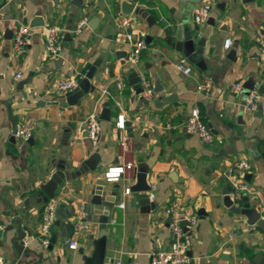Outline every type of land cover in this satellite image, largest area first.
Returning a JSON list of instances; mask_svg holds the SVG:
<instances>
[{
	"label": "crops",
	"instance_id": "0c3cea01",
	"mask_svg": "<svg viewBox=\"0 0 264 264\" xmlns=\"http://www.w3.org/2000/svg\"><path fill=\"white\" fill-rule=\"evenodd\" d=\"M121 1L137 3L154 19L138 13L126 15L134 19L136 38L144 33L147 43L136 64L128 60L131 42L116 25L122 17ZM203 4L211 5L210 18L197 25L193 15ZM38 14L44 26L32 27ZM93 18L98 21L90 27ZM82 19L86 24L80 28ZM25 24L32 27L31 43L24 55H18L14 36ZM48 24L64 30L59 58L49 56L45 49ZM188 30L195 41L205 38L207 71L170 45L174 39L183 41ZM228 38L233 41L229 49L224 44ZM261 39L264 0H79L77 4L74 0H12L10 8H1L0 224L4 229L0 252L7 264H84L101 233V215L91 212V200L98 181L104 179L103 199L115 200V207L109 210L104 264H150L152 252L168 248L174 241L171 216L165 212L172 205L197 218L189 228L191 264H264V228L249 225L245 215H231L223 204L225 191L231 189L224 172L242 158L252 163L246 176L251 193L237 204L250 203L257 208L264 200ZM119 51H125L128 59L117 60ZM181 58L194 67L190 76L178 69L176 63ZM96 62L100 65L90 91L76 104H69L66 92L56 83L68 77L82 79ZM132 73L153 83L155 94L149 101L138 91L140 82L130 84ZM205 80L213 81L211 93L198 90ZM252 81L261 101L249 112L234 86ZM119 82L125 84L123 89H118ZM194 106L212 128L214 143L206 144L184 130L183 123ZM104 108L112 111L110 121L100 119ZM121 113L126 121L123 130L116 126ZM90 114H97L101 121L97 145L88 137L83 122ZM28 119L36 128L25 143L14 132L17 123ZM122 136L130 139L128 149L121 145ZM95 152L101 158L96 170L85 169V160ZM129 163L134 169L119 181L105 177L110 168ZM60 167L68 172V179L49 202L57 201V213L69 217L52 226L51 242L53 238L55 242L49 249L38 234L43 209L49 204L41 185ZM80 170L81 174L75 175ZM140 170L154 187L146 192L155 195L151 199L155 209L149 212L138 204L143 192L124 193L137 182ZM82 206L88 214L85 228L77 236L78 249H69L70 225ZM19 227L26 234L20 252L14 246Z\"/></svg>",
	"mask_w": 264,
	"mask_h": 264
},
{
	"label": "built area",
	"instance_id": "2783aa9c",
	"mask_svg": "<svg viewBox=\"0 0 264 264\" xmlns=\"http://www.w3.org/2000/svg\"><path fill=\"white\" fill-rule=\"evenodd\" d=\"M212 7L208 4H203L194 12L193 22L197 25L205 24L211 14ZM86 24V19H82L79 27ZM117 28L120 30V34L124 35L129 42L132 44V53L129 57V61L132 64H136L142 53V51L147 48V43L145 40V34L141 33L137 38L133 32L134 19L129 16H122L118 18L116 22ZM131 31H128V30ZM45 49L49 56L53 58H59L63 52V40H64V30L57 24H48L45 26ZM33 31L30 25H21L14 36V50L18 55H24L26 53L27 46L31 43ZM232 39L228 38L225 40L224 44L227 49L232 45ZM260 46V58L264 63V39L259 40ZM178 69L187 76L193 74L194 67L187 62L186 59L181 58L177 63ZM80 78L78 77H68L63 80H59L56 83L57 88L61 92L73 91L79 88ZM141 87L143 88L142 95L145 100L149 101L155 94V88L153 83L144 76H140ZM125 84L122 82L118 83V89H123ZM213 88V81L205 80L198 86V90L204 91L206 93H211ZM234 89L238 94H241L245 99V107L250 112L257 109L259 102L261 101V95L258 89H252L249 94H245V88L243 83L239 82L235 84ZM116 126L118 129L123 130L126 128L125 116L123 113L118 115L116 119ZM84 125L88 132V137L92 142L97 145L99 143L101 135V121L97 114H90L84 119ZM36 128V123L30 119L22 120L17 123L15 129V136L21 142H28L32 138L34 130ZM184 130L191 134L199 137L204 143L212 144L216 140L212 128L205 122L201 116V110L198 106H194L190 114L187 116L186 121L183 123ZM121 145L128 149L130 139L127 136L121 137ZM132 164H125L122 167H112L106 173L105 177L109 181H119L126 171L132 170ZM252 169V163L248 158H242L236 160L231 166L225 170V177L227 178L231 189L229 190L230 199L233 203L237 204L238 200H243L251 193L249 189L248 182L246 181V176ZM154 189V187H152ZM151 188V189H152ZM131 191L130 187L125 188L124 193L129 194ZM150 194V193H149ZM154 194H150V198L153 199ZM121 208L125 207V203H120ZM57 208L58 202L53 200L49 202L47 206L44 207L42 212V224L39 231V238L42 245L48 248L51 244V234L50 230L57 220ZM260 212L261 219L264 220V200L261 201L260 205L257 207ZM167 212L171 216L170 228L174 234V241L168 248H161L159 251H154L151 253L150 264H191L192 258L189 254L190 245L192 243V236L190 234L189 228L196 223V217L192 215L185 214L180 211V208L176 205H172L166 208ZM76 219L72 227L71 235L66 240L69 249L76 250L79 247V241L77 236L85 228L86 218H87V208L82 206L76 213ZM185 221L187 224L184 225L182 222ZM187 227V228H186ZM4 226L0 224V232L3 231ZM1 238V235H0ZM0 264H7V260L3 253L0 252ZM116 264H121L117 262Z\"/></svg>",
	"mask_w": 264,
	"mask_h": 264
},
{
	"label": "water",
	"instance_id": "95a60500",
	"mask_svg": "<svg viewBox=\"0 0 264 264\" xmlns=\"http://www.w3.org/2000/svg\"><path fill=\"white\" fill-rule=\"evenodd\" d=\"M11 1L12 0H3V3L0 5V9L3 7H11ZM79 0H74V4H77ZM121 16H126L131 13H138L142 15L143 17H146L154 21L152 17L148 16V12L145 11V9H142L137 3L134 2H128V1H121ZM34 20L31 22L32 27H39L44 26V21L42 19L41 14L37 15ZM97 18H93L89 22L90 27H94L93 25L96 24ZM212 21V19H211ZM170 45H172L173 48L178 50L182 55H184L187 60L190 63L196 64L201 70L207 71V63L204 59V47H205V38H200L199 40L195 41L193 34L190 30L187 31L185 34V38L183 41H177L172 40L170 42ZM179 55L180 57L182 56ZM128 54L125 51H119L116 52V59L119 60L121 58H127ZM128 59V58H127ZM62 59H59V62H62ZM100 63L96 62L92 65V67L88 70V72L85 74L84 77L80 80L79 88L74 89L73 91H68L64 94V97H66L67 102L69 104H76L78 100L83 96L84 93H88L91 89V79L94 78L95 73L97 72V69L99 67ZM209 72V71H208ZM130 84L132 85H138L140 82V76L137 73H132L130 76ZM97 80H100L98 77ZM245 88V94H249V91L254 88L253 81L252 83H249V85H244ZM157 90H159V87L157 86ZM156 90V91H157ZM139 92L143 91L142 87H139ZM112 111L109 108H104L102 111V114L100 116V119H104L107 121L111 120ZM30 140V139H29ZM100 156L97 152L93 153L87 160H85V169L88 170H96L98 163L100 161ZM82 170L77 171L75 175H80ZM74 176V175H73ZM137 176V182L131 186V191L133 193H141V196H139L138 204L141 207V210L145 212H149L151 209H155V203L151 201L150 195L146 192H149L151 190L150 185L147 183V175L144 170H140L139 172H136ZM68 172H66L63 168L56 169L52 175L50 176V179L47 183H44L41 185L42 193L45 197V202L48 203L50 199L55 198L56 191L58 189V186L65 182L68 178ZM107 181L99 180L98 181V187L94 191V197L91 200V212H94L95 214L101 215V233L99 235V238L94 241V247H93V253L91 255H87L84 259V264H104L105 261V255H106V242H107V225L109 223V210L111 207H115V200H111L109 198L103 199V189L104 185H106ZM145 193V194H144ZM223 198V204L229 208L231 211V215L234 214H240L245 215L247 217V223L249 225L257 224L259 227L264 228V220L260 217V212L258 209L254 206H251L250 203H246L243 206H240L236 203H233V201L230 199L229 192L225 191ZM74 210H70L69 214L73 213ZM57 224H60L61 220H65L69 217L63 215L62 212H58L57 214ZM182 224L186 225L187 223L185 221L182 222ZM70 226L73 227V224ZM187 228V227H186ZM10 230L12 227L9 228ZM8 229V230H9ZM17 239L14 243L15 248L18 252H20L25 245V238L26 234L23 232L22 228L19 227L17 230ZM54 238L52 239V242L49 246V249L52 247L54 243Z\"/></svg>",
	"mask_w": 264,
	"mask_h": 264
}]
</instances>
